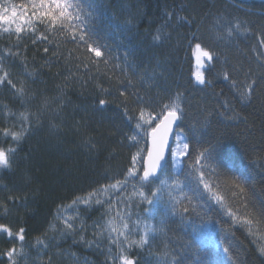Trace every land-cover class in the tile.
I'll list each match as a JSON object with an SVG mask.
<instances>
[{
	"label": "trees",
	"instance_id": "obj_1",
	"mask_svg": "<svg viewBox=\"0 0 264 264\" xmlns=\"http://www.w3.org/2000/svg\"><path fill=\"white\" fill-rule=\"evenodd\" d=\"M32 3L0 0L21 13L27 7L31 21L0 23V148L16 149L11 167L0 168V226L12 233L0 231V264H11V249L16 264H121L112 259L120 250L107 234L99 247L79 242V232L74 242L62 235L58 216L78 214L85 238L93 240L95 225L108 219L107 204L71 206L72 201L122 179L133 167L136 176L111 198L121 197L116 208L131 213L129 240L148 231L146 244L124 247L134 264H264L254 237L228 213L247 215L264 235V88L249 102L237 93L242 82L264 80V0H83L84 13L92 10V38L104 46L100 58L70 33L52 35L32 18ZM41 34L49 39H38ZM196 43L214 53L211 62L205 59L203 85L195 78ZM177 94L183 113L173 145L179 135L189 149L179 166L169 154L158 174L169 183L153 197L158 181L141 188L138 180L148 139L136 122L141 108L155 115ZM22 127L27 131L19 142L4 135ZM139 148L145 151L133 165ZM205 148L210 153L196 164ZM201 173L212 192L200 182ZM134 191L159 198L158 209ZM212 193L222 195L223 204Z\"/></svg>",
	"mask_w": 264,
	"mask_h": 264
},
{
	"label": "snow or ice",
	"instance_id": "obj_2",
	"mask_svg": "<svg viewBox=\"0 0 264 264\" xmlns=\"http://www.w3.org/2000/svg\"><path fill=\"white\" fill-rule=\"evenodd\" d=\"M83 0H33L31 4V16L32 18L38 20L40 23L45 24V28L49 30L52 35L60 34L64 35L66 33L71 34V38L73 40H79L83 43L85 49L93 53L95 57L100 58L104 55V46L101 45L97 40L92 38L93 33L89 30L87 26V20L92 15V10L89 9L87 14L84 13L83 10ZM28 8L24 7L23 13L18 11L16 6H12L11 9L5 7L0 4V23L11 24L14 23L17 19L23 21L24 23L30 24L31 21L28 16ZM171 16V13L168 14ZM219 23V21H217ZM236 29L240 28V25L237 23L235 25ZM10 29H5V31H9ZM34 30V29H33ZM15 31L19 34L22 31V28L19 24H17ZM227 36L231 37L233 34V29H226ZM218 38H223L217 33ZM162 38L161 32L158 30L154 39L159 41ZM38 39L47 40L49 37L47 35L41 34ZM35 43V40H33ZM264 44V41H262ZM59 47V44H57ZM45 52H48V48H44ZM55 54V53H54ZM193 54L196 57L198 67L202 64L204 59L208 62L213 60L214 53L210 49H206L201 46L200 43H196ZM107 61H105L106 63ZM86 66V64H85ZM7 76V73H5ZM247 76V74H246ZM224 78L227 80L228 75L225 73ZM196 79L200 84H205V78L203 73L197 72ZM11 83V81H8ZM210 83V81H208ZM233 86H236L235 81H233ZM264 88V80L261 81L259 85H257V81L255 78H251L250 82H242L237 87V93L240 97L241 102H249L253 98V93L256 89ZM21 94L23 93V89L20 90ZM121 95H124L121 92ZM180 99V94H177L175 98L172 99L169 103L163 104L160 111L153 115L152 113H148L146 116L145 110L141 108L139 110V118L136 122V128L144 133V137L150 140V146L147 148L146 159L144 160V168L143 175L138 177L140 187L143 188L145 183H155L158 181L159 187L152 193L153 197H157V194L161 192L166 185H168L169 181L166 179H161L157 176V170L163 169L164 165L161 163L165 161V151L170 150L172 163L174 166H179L182 163L180 158L184 157L188 153L189 143L186 138L181 140L179 135L177 136L176 146L169 149L168 140L169 135L173 130V124L180 120L181 115L183 113V109L178 103ZM101 105L105 103L104 100L100 101ZM21 118L27 122V117L24 114H21ZM235 118V117H230ZM158 120L153 125V121ZM149 127H145V126ZM179 127V125H177ZM26 128L21 129L20 132H11L9 133L7 130L4 131V135H11L13 141L19 142L25 132ZM133 141L137 144L140 143V140L137 136L133 135L131 137ZM16 149L9 147L7 150L4 148H0V168H10L11 167V157L15 154ZM145 150L143 148H139L137 153L133 155L132 161L133 165H135L137 158L141 157V154ZM206 153H210L209 148H205L202 152H200L195 159V163L199 164L201 159H206ZM166 163V162H165ZM199 171V169H196ZM136 176L135 168H130L126 176L122 179H116L114 182L102 185L99 189L93 190L83 197H77L72 201L71 206H78L79 204H84L86 206H91L93 203L95 204H107V216L108 219L105 220L103 224L95 225V230L93 232L94 239L87 240L85 238L84 233L86 232L85 225L82 221L77 223L79 220L78 214L75 217H69L66 215H59L58 219L62 223V228L60 229L62 235H71L74 238L77 232L80 234L79 242L87 244L89 247H92L95 244L99 247V240L107 234V239L110 245H116L120 250V255L112 257L113 260H119L121 264H134L127 256L123 255L125 245L128 248H131L133 245L143 246L146 244L148 231L144 232V235L140 237L139 240H129V237L132 232V227H130V212H122L116 208V205L121 202L122 198L117 196L116 200L113 201L111 198L115 193L123 192L129 183L130 178ZM200 182L203 183L204 188L212 192L211 186L204 181L203 173L200 174ZM174 187H179V181H175L173 184ZM135 188V185H134ZM243 191V188H241ZM196 194V190H194L193 195ZM132 195H139L142 197L141 202H146L150 205H153V209H158L159 207V198L153 200L149 199L148 196L145 195L143 191L133 192ZM214 199L223 204L224 197L218 193H212ZM105 196L107 199L102 200L100 197ZM11 199V197H10ZM128 199H131L129 196ZM125 208H129L130 205L125 203ZM247 208V205H244ZM187 211V208L184 209ZM229 215L232 217L234 221L241 220L243 225L246 227L248 234L252 235L255 241L258 243L259 252L264 255V235L258 234L254 230L253 221L245 215L244 217L237 216L231 209H228ZM261 220L264 221V212L260 214ZM139 226V220L135 223L134 227ZM53 230L56 229L55 225L50 226ZM0 231L7 233L9 236L12 235L11 231L7 227L0 226ZM24 229H20L18 238L23 241ZM122 238V239H121ZM38 243H43L42 241H38ZM228 249H225L227 252ZM23 249H21V253ZM109 252H111V247L109 248ZM11 264H16L15 255L16 249H11L7 253Z\"/></svg>",
	"mask_w": 264,
	"mask_h": 264
},
{
	"label": "water",
	"instance_id": "obj_3",
	"mask_svg": "<svg viewBox=\"0 0 264 264\" xmlns=\"http://www.w3.org/2000/svg\"><path fill=\"white\" fill-rule=\"evenodd\" d=\"M179 124V120L176 121L174 124H173V130L172 132L170 133L169 135V140H168V145H169V149L172 148V145H173V142H174V137H175V133H176V130H177V125ZM147 144H148V147L150 146V140L148 139L147 141ZM147 147V148H148ZM169 154H170V150H166L165 151V161H162L161 163L165 166V162H167L168 160V157H169ZM147 155V153H146ZM146 155L144 157V160L146 159ZM144 160H143V168H144ZM161 172V169H158L157 170V176L158 174ZM142 175H143V172H142Z\"/></svg>",
	"mask_w": 264,
	"mask_h": 264
},
{
	"label": "rangeland",
	"instance_id": "obj_4",
	"mask_svg": "<svg viewBox=\"0 0 264 264\" xmlns=\"http://www.w3.org/2000/svg\"><path fill=\"white\" fill-rule=\"evenodd\" d=\"M194 57H195V55H194ZM206 59V58H205ZM205 59H204V61L202 62V64L198 67V65H197V60H196V57H195V66H196V68H195V78H196V73L197 72H201L202 73V69H203V66H204V64H205ZM196 81H197V79H196ZM198 82V81H197ZM176 146V143H174V145H173V147H175ZM172 147V148H173ZM170 157H171V153H170ZM171 159H172V157H171Z\"/></svg>",
	"mask_w": 264,
	"mask_h": 264
}]
</instances>
